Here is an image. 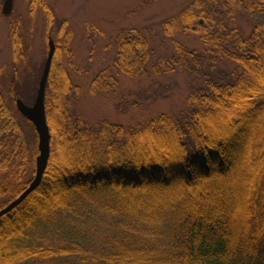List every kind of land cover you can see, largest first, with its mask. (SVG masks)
Returning a JSON list of instances; mask_svg holds the SVG:
<instances>
[{
    "label": "trees",
    "instance_id": "trees-1",
    "mask_svg": "<svg viewBox=\"0 0 264 264\" xmlns=\"http://www.w3.org/2000/svg\"><path fill=\"white\" fill-rule=\"evenodd\" d=\"M25 1L31 17L40 10L47 26H57L67 50L66 20L45 0ZM238 14L250 23L245 37L234 26ZM160 31L173 53L162 58L152 35L121 29L112 64L90 84L97 92L117 83L114 71L144 78L149 68L193 76L184 111L131 126L92 124L70 112L80 87L58 64L55 45L45 92L50 156L40 185L0 218V264H264V0H191ZM177 35L201 47L186 48ZM11 42L14 72L0 71V209L27 187L38 153L33 125L14 100L33 103L43 66L35 77L27 72L34 81L28 98V78L21 84L16 70L29 58L19 20ZM248 139L256 145L245 164L234 150ZM180 198L183 209L156 205Z\"/></svg>",
    "mask_w": 264,
    "mask_h": 264
},
{
    "label": "rangeland",
    "instance_id": "rangeland-1",
    "mask_svg": "<svg viewBox=\"0 0 264 264\" xmlns=\"http://www.w3.org/2000/svg\"><path fill=\"white\" fill-rule=\"evenodd\" d=\"M3 1L0 0V71L6 77H11L14 72L11 58V27L19 20L24 49L29 58L27 63L18 64L16 70L21 84L28 78L25 86L28 98L33 94L34 81L32 76L28 77L27 72L29 69L33 70L35 77V73L43 66L47 54V41L51 38L58 49V64L67 69L72 83L80 87V93L71 100L70 112L78 115L84 122L92 124L109 122L131 126L160 113L177 114L187 108L186 101L191 91L193 76L185 69L163 72L149 68L144 78H132L114 71L113 77L117 83L113 87L92 92L90 84L98 72L112 64L116 54V36L121 29L137 28L147 33V36L152 35H149L152 37V45L155 46L156 54L162 58L165 54L173 53L172 43L160 31L161 22L176 15L191 0H45L55 17L65 19L67 22L65 31L69 30L71 33L67 50L61 38H57V26H47L40 10L31 17L25 0H13L12 12L3 15L1 12ZM90 25L94 26L92 33H88L87 29ZM234 26L240 29L243 37L247 36L251 29L247 18L240 14L236 16ZM174 38L186 48L201 47L195 37L177 35ZM216 66L215 70L224 68L223 63ZM216 77L214 80L221 79L218 73ZM1 92L11 107L10 91L2 87ZM220 120L221 130L224 131L226 119L224 117ZM256 125L257 123L249 133L256 134ZM27 128L31 129L29 126ZM28 134L29 136L31 134L30 138H34L31 131ZM255 145L251 144L249 139L243 140L234 151L246 164L247 151ZM171 158L175 160L177 156L173 154ZM182 199L165 206L158 201L159 204L156 205L164 212L183 209L187 205ZM90 200L98 207L93 199ZM234 210L239 212L237 206L232 207V211ZM97 213L106 219L103 211L97 209ZM111 221L110 219L109 223Z\"/></svg>",
    "mask_w": 264,
    "mask_h": 264
},
{
    "label": "water",
    "instance_id": "water-1",
    "mask_svg": "<svg viewBox=\"0 0 264 264\" xmlns=\"http://www.w3.org/2000/svg\"><path fill=\"white\" fill-rule=\"evenodd\" d=\"M13 9V0H4L1 12L9 15ZM55 52L54 41H47V54L42 67V73L38 81L36 95L31 105L25 104L20 98L15 99L18 112L28 120L37 134V155L35 157L34 175L27 187L7 205L0 209V218L14 208L19 206L29 194H31L41 183L50 156V130L45 115V89Z\"/></svg>",
    "mask_w": 264,
    "mask_h": 264
}]
</instances>
